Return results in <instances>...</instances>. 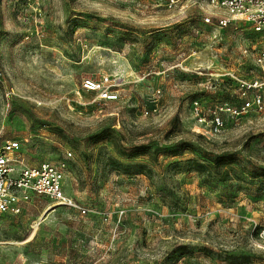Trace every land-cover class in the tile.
I'll return each instance as SVG.
<instances>
[{"label": "rangeland", "instance_id": "obj_1", "mask_svg": "<svg viewBox=\"0 0 264 264\" xmlns=\"http://www.w3.org/2000/svg\"><path fill=\"white\" fill-rule=\"evenodd\" d=\"M208 14L212 22L202 18ZM208 0H0V134L27 164L72 152L64 192L0 215V264H264V108L248 24L219 28ZM107 76L116 98L81 80ZM264 94V92H263Z\"/></svg>", "mask_w": 264, "mask_h": 264}, {"label": "built area", "instance_id": "obj_2", "mask_svg": "<svg viewBox=\"0 0 264 264\" xmlns=\"http://www.w3.org/2000/svg\"><path fill=\"white\" fill-rule=\"evenodd\" d=\"M179 1L162 0V4L172 9ZM208 4L223 10V14L215 16L219 28L240 21L248 24L258 38H264V0H208ZM211 15L213 14L204 16L202 21L212 22ZM253 63L258 73L254 78L245 79L231 74L241 98L240 104L228 105L224 102L215 105L210 110L209 118H206L197 111V102L194 103L197 123L207 126L205 132L216 134L222 130L224 123L221 111L238 115L249 109L258 111L264 108V45L254 54ZM81 87L97 92L100 99L112 100L117 96L107 76L103 80L84 78L81 80ZM25 142L27 137L14 139L0 134V215H18L23 204L32 196H43L56 205H66L81 214L85 213L86 208L76 204L64 192V179L72 157L71 150L64 149L62 156L55 161L43 160L37 164H27L20 155ZM258 236L264 240V228L259 230Z\"/></svg>", "mask_w": 264, "mask_h": 264}]
</instances>
